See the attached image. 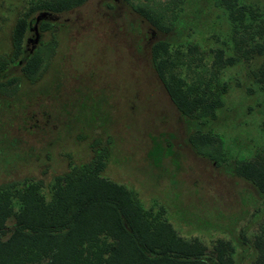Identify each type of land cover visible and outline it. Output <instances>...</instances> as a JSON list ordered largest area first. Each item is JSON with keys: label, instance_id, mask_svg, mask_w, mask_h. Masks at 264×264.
<instances>
[{"label": "rangeland", "instance_id": "1", "mask_svg": "<svg viewBox=\"0 0 264 264\" xmlns=\"http://www.w3.org/2000/svg\"><path fill=\"white\" fill-rule=\"evenodd\" d=\"M42 1L0 0V185L39 182L50 200L56 176L100 158V175L130 190L149 220L166 219L209 253L221 239L233 264H254L264 193L237 166L264 163V0H89L30 13ZM158 40L192 96L222 101L214 116L176 109L154 69ZM218 50L237 61L217 65ZM35 52L30 79L22 67ZM197 135L207 136L204 152L190 141ZM112 242L102 235L86 247L89 264Z\"/></svg>", "mask_w": 264, "mask_h": 264}, {"label": "trees", "instance_id": "2", "mask_svg": "<svg viewBox=\"0 0 264 264\" xmlns=\"http://www.w3.org/2000/svg\"><path fill=\"white\" fill-rule=\"evenodd\" d=\"M88 1L44 0L30 13L44 10L60 15ZM26 15L16 21L13 29L14 57L21 54L30 26ZM231 17L234 22L239 18L233 12ZM49 26L43 23V29ZM256 51L263 55L264 43H258ZM151 56L155 72L179 112L190 117L215 115L222 101L214 97L207 102L203 95L190 94L184 80L174 72L175 62L170 58L167 42H154ZM215 57L217 65L237 61L232 56L224 59L222 50ZM22 70L30 79L38 75L37 52ZM190 141L198 152H204L209 142L204 135L191 136ZM103 168L104 162L96 158L56 176L50 200L44 198L39 182L25 180L20 188H14L12 183L0 185V264H89L86 247L102 235L113 242L104 251L107 256L97 255L101 264H233L223 249L229 243L219 239L215 253H209L199 240L178 236L166 219L149 220L130 190L100 175ZM237 173L264 193V163L242 161ZM10 218L15 219L12 227L7 225ZM255 246L258 255L254 264H264V235L259 236Z\"/></svg>", "mask_w": 264, "mask_h": 264}]
</instances>
